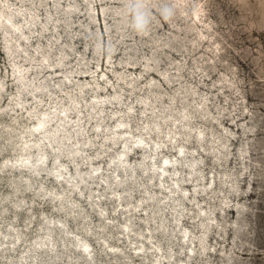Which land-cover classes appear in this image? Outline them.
Masks as SVG:
<instances>
[{"label":"rangeland","instance_id":"obj_1","mask_svg":"<svg viewBox=\"0 0 264 264\" xmlns=\"http://www.w3.org/2000/svg\"><path fill=\"white\" fill-rule=\"evenodd\" d=\"M0 83V264H264V0H0Z\"/></svg>","mask_w":264,"mask_h":264},{"label":"bare ground","instance_id":"obj_2","mask_svg":"<svg viewBox=\"0 0 264 264\" xmlns=\"http://www.w3.org/2000/svg\"><path fill=\"white\" fill-rule=\"evenodd\" d=\"M197 13V12H196ZM197 15V14H196ZM17 71V70H16ZM25 74V73H24ZM23 74V75H24ZM23 76L21 75L20 76V79L22 78ZM21 82V81H20ZM44 83V82H43ZM21 84V83H20ZM23 84V83H22ZM21 84V85H22ZM25 84V83H24ZM38 84V83H37ZM28 85V84H27ZM24 87V86H23ZM2 88V83H0V89ZM22 88V87H21ZM35 88V87H34ZM80 88H82V87H80ZM24 89V88H23ZM116 95V94H115ZM20 103V102H19ZM148 104V103H147ZM97 107V106H96ZM62 111V110H61ZM54 115V114H53ZM57 116V115H56ZM64 116V115H63ZM54 117V116H53ZM156 119H157V117H156ZM52 121V120H51ZM50 122V118H49V116L47 115V113H45V114H43L42 115V117L39 119V122H37L36 124H35V129H37V131H40V132H47V125H48V123ZM62 123V122H61ZM61 125V124H60ZM63 125V124H62ZM61 125V126H62ZM1 126V125H0ZM63 128V127H62ZM56 130V129H55ZM31 131H33V130H29V131H27V132H31ZM78 131H79V129H78ZM8 132H9V137L10 138H13V133H12V128L11 129H9L8 130ZM32 133V132H31ZM80 133V132H79ZM199 133V132H198ZM201 134H202V132H200ZM30 134V133H29ZM201 134H198V135H201ZM47 135V138H49V139H53V134H46ZM16 136V135H15ZM14 136V137H15ZM46 139V138H45ZM114 139V138H113ZM46 141V140H45ZM48 141V140H47ZM53 141H55V140H53ZM52 141V142H53ZM127 139H125V143H126V149L125 150H123L121 153H120V155H121V157L122 158H120L119 159V165H120V167H124V165H125V163H126V161H127V157L126 158H124V156L126 155V153H127V148H129V146H128V144H127ZM136 142H145V140L142 138V137H140L139 139H137L136 140ZM42 143L43 142H34V143H29V142H24V143H22L21 144V146L20 147H17L18 149H20L21 151H25V154H26V157H25V159H24V161H23V163H20L21 164V166H25V167H29L30 169H32V171H34V172H37V171H39L42 167H35V166H33V165H31L30 163H29V161L30 162H32L33 160L31 159V152L30 153H27L28 152V150L31 148V147H33V146H35L39 151H40V157H39V161H41V166H43V167H45L43 164L46 162V157H47V153H45V152H43L42 151ZM50 143V142H49ZM62 143H63V141H62ZM61 143V145H63ZM43 145H44V143H43ZM60 145V144H59ZM60 145V146H61ZM159 145V143L157 142L156 144H155V147H153V150H155V151H157L158 152V150H157V146ZM225 145V144H224ZM16 146V145H15ZM58 146V145H57ZM142 147V146H141ZM143 148L145 149L146 147L145 146H143ZM15 149H16V147H15ZM159 149V148H158ZM68 150V149H67ZM71 150V149H70ZM18 151V150H17ZM37 152V151H36ZM3 153V152H2ZM33 153V152H32ZM71 153V152H70ZM178 153L180 154V155H184V151H183V147L182 148H180L179 150H178ZM57 154V153H56ZM63 154V153H62ZM154 154H155V152L153 153V156H154ZM68 155V154H67ZM152 156V157H153ZM185 157V156H184ZM71 158V157H70ZM58 159H59V157H58ZM10 160V159H9ZM73 160V159H72ZM18 161H20V159L18 160ZM28 161V162H27ZM144 161V160H143ZM172 161H173V159L172 158H170L169 156H165L163 159H162V163H161V165L159 166L160 167V169H162V170H160V171H158V172H152L151 173V175H150V179H154L156 176H157V174L159 175V178L162 180V181H164V176H165V173L171 168V167H174V166H172ZM145 162V161H144ZM117 163V162H116ZM154 163H156V161L155 162H153V164ZM148 164V163H147ZM191 164V163H190ZM195 164V163H194ZM7 165H10L9 163H8V161H4L3 162V164L0 166V169L2 170V169H4ZM16 166L15 167H19V165H17V164H15ZM117 166V165H116ZM137 166V165H136ZM139 166V165H138ZM137 166V167H138ZM192 167L194 166L193 164L191 165ZM14 167V166H13ZM129 167V166H128ZM137 167H135V168H137ZM40 168V169H39ZM149 168H151V169H153L152 167H150V166H145L144 168H143V170L144 171H146V170H148ZM196 168V167H195ZM125 169H127V168H125ZM129 169V168H128ZM80 170V169H79ZM79 170H77V179H78V181L77 182H74V184H72V187L73 188H75V187H80V185H79V183H81V182H83L85 179H86V177L85 176H83V174H82V172L81 171H79ZM117 170V169H116ZM124 170V169H123ZM130 170V169H129ZM142 170V169H141ZM191 170V169H190ZM195 170V169H194ZM132 171V170H131ZM134 171V170H133ZM132 171V172H133ZM125 172V171H124ZM131 172V173H132ZM196 172V171H195ZM194 172V173H195ZM130 173V174H131ZM192 174V173H191ZM59 175H61V174H59ZM91 177V176H90ZM129 177V176H128ZM136 177V176H135ZM134 177V178H135ZM109 178V177H108ZM180 179V178H179ZM33 180V179H32ZM13 181V180H12ZM70 181V180H69ZM73 181V180H72ZM105 181H108L107 179H105ZM123 179H118V180H116V181H114L115 183H116V185L117 186H119V185H122V183H123ZM125 182V181H124ZM131 182V181H130ZM180 182V181H179ZM13 183H14V185L16 186V187H18V183H17V180H14L13 181ZM176 183H178V180L176 181ZM31 180L28 178L27 180H26V186L27 187H31ZM126 184V183H125ZM13 185V184H12ZM87 185V184H86ZM135 185V184H134ZM179 185V184H178ZM44 186V185H43ZM128 186V185H127ZM81 188V187H80ZM236 188H238V187H236ZM40 189V188H39ZM180 189V188H179ZM46 190V189H45ZM236 190V189H235ZM237 191V190H236ZM52 192V191H51ZM70 193V192H69ZM52 194V193H51ZM50 195V194H49ZM62 195H63V199H65V193L63 192L62 193ZM154 197V196H153ZM7 199L9 198V196H7L6 197ZM118 199H120V198H118ZM150 199H151V197H150ZM173 199V198H172ZM176 199V198H175ZM151 200H153V199H151ZM122 201V200H121ZM149 201V200H148ZM154 201V200H153ZM177 201H179V200H176V202ZM175 202V201H174ZM175 202V203H176ZM20 204H22V203H20V201H18L17 202V205H20ZM63 206V205H62ZM64 207V206H63ZM179 217V216H178ZM88 225V224H87ZM103 226V225H102ZM124 226H125V228H124V231L126 232V231H128L129 230V228H130V223H129V219H127V221L125 222V224H124ZM47 231L45 232V234L43 235V236H41V238L42 239H45V238H47V239H49V240H52V238H51V236H53V232H54V230L52 229V226L50 225V226H48L47 228ZM210 229V228H209ZM88 230V229H87ZM90 230V229H89ZM168 230V229H167ZM14 235H15V238L17 239V240H19V239H21V237H22V234L20 233V232H17V231H13L12 232ZM141 234V233H140ZM172 237V236H171ZM205 237H206V235H205ZM182 238L184 239V240H186V241H189L190 240V236L187 234V232L185 231L184 232V234H183V236H182ZM170 239V238H169ZM202 239L204 240V236L202 237ZM204 241H206V240H204ZM75 242L77 243V245H80L81 247H82V251L84 252V254L85 255H87V256H89L90 258H93V255H92V252H91V250H89L88 249V244H87V242L88 241H86L85 239H80V238H76L75 239ZM46 243H48V244H52V242H50V241H45V240H38V241H36V244H38V245H43V244H46ZM54 244V243H53ZM159 247H161V246H159ZM138 249H142V247L140 246V247H138ZM205 249V248H204ZM169 257H172L173 255L171 254V253H169V255H168ZM155 262L157 263V264H160L161 262L159 261V260H155Z\"/></svg>","mask_w":264,"mask_h":264},{"label":"clouds","instance_id":"obj_3","mask_svg":"<svg viewBox=\"0 0 264 264\" xmlns=\"http://www.w3.org/2000/svg\"><path fill=\"white\" fill-rule=\"evenodd\" d=\"M165 11L170 13L172 10L166 9ZM145 27H146V25H145V21H144L143 17L138 16L137 21H136V29L138 31H143L145 29Z\"/></svg>","mask_w":264,"mask_h":264}]
</instances>
